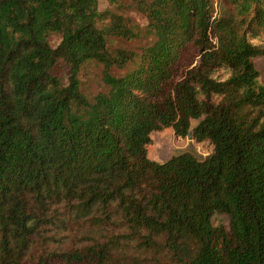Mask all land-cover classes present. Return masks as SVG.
<instances>
[{
    "label": "trees",
    "instance_id": "1",
    "mask_svg": "<svg viewBox=\"0 0 264 264\" xmlns=\"http://www.w3.org/2000/svg\"><path fill=\"white\" fill-rule=\"evenodd\" d=\"M92 3L0 0V264H115L108 230L176 264H264V0H134L143 43L107 12L97 29ZM86 60L103 67L90 99ZM168 128L211 154L150 161Z\"/></svg>",
    "mask_w": 264,
    "mask_h": 264
},
{
    "label": "rangeland",
    "instance_id": "2",
    "mask_svg": "<svg viewBox=\"0 0 264 264\" xmlns=\"http://www.w3.org/2000/svg\"><path fill=\"white\" fill-rule=\"evenodd\" d=\"M93 23L97 29L106 28L108 21L105 13L119 16L122 18L126 28L139 39L137 42L143 43L142 36L146 27L144 15L137 9L134 0H92ZM218 0H213L214 5ZM60 42L58 34H52L50 37L51 47H56ZM128 43L123 39L108 36L106 37V46L109 52L124 49ZM131 45V44H130ZM253 64L259 73L258 83L264 85V58H255ZM103 67L101 64L86 60L75 72L74 77L79 85L80 93L90 99L101 88V76ZM51 73L58 76L62 86L68 84L72 76L71 68L64 62H58L51 70ZM197 124V121H191V129ZM151 143L147 146V157L150 161L162 163L173 156L181 153H189L195 159L202 160L212 152V146L208 142H196L191 134L185 138L174 136L172 129H164L159 132H153L150 135ZM211 224L214 227H223L229 229V218L223 214H214L211 218ZM97 239L102 235V243H110L116 248L115 264H176L171 257L160 248H148L140 244L139 239L129 232H114L108 230L95 234Z\"/></svg>",
    "mask_w": 264,
    "mask_h": 264
}]
</instances>
